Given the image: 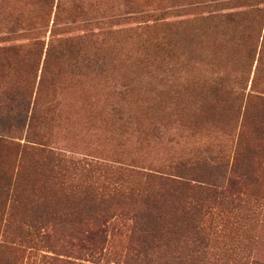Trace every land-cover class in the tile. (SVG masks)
I'll return each mask as SVG.
<instances>
[{
	"label": "rangeland",
	"instance_id": "1",
	"mask_svg": "<svg viewBox=\"0 0 264 264\" xmlns=\"http://www.w3.org/2000/svg\"><path fill=\"white\" fill-rule=\"evenodd\" d=\"M218 1L0 0L1 263L52 255L32 225L50 220L46 178L115 170L97 162L178 211L206 196L200 264H264V0ZM13 91L52 106L46 145L17 136ZM116 214L101 264L132 244L133 217Z\"/></svg>",
	"mask_w": 264,
	"mask_h": 264
},
{
	"label": "trees",
	"instance_id": "2",
	"mask_svg": "<svg viewBox=\"0 0 264 264\" xmlns=\"http://www.w3.org/2000/svg\"><path fill=\"white\" fill-rule=\"evenodd\" d=\"M219 1H230L231 3L240 0ZM16 92L13 91L15 93L13 99L17 106L15 114L17 136L22 138L27 134L29 138L38 137L40 141L34 142V144L46 145L43 133L46 127H50L48 122L52 118V106L45 103L41 105L33 98L28 100L24 95H17ZM10 130H12L10 125H0L1 135H8ZM82 163L80 166L84 167ZM95 165L102 168L111 167L115 170L111 169V173H104L102 179L98 178V174H96L95 181H92V173L84 174L82 170L81 176H66L62 170L58 169L61 164H56L54 170L52 169L53 174H49L46 178L45 197L51 204L48 211L50 220L40 221L39 215L32 225L36 232L45 228L43 233L45 240L42 239V242L44 241V246L49 247L48 251L53 253L52 255H42L38 264H101L97 262L98 256L103 249V244L107 241L106 229L103 224L117 215V212L130 214L133 217L131 233L133 240L124 258V264L201 263L203 257L201 247L206 240V235L202 233L203 216L208 210L206 196L196 198L190 207L186 206L178 211L172 209L173 207L159 205L150 193L144 194L131 183L129 184V180H124L120 170L113 166L97 162ZM75 168H77V164H75ZM67 169L69 170V168ZM202 192L206 193V189ZM138 195L142 199L141 203H126L113 211L110 210L109 205L113 201L125 202ZM42 198L43 193L30 196L29 205L32 210L37 211L38 207H41L38 205H41ZM239 198V196L234 197V199ZM61 200L65 202L62 207ZM93 219H95L93 224L95 228L83 232V229L86 228H82V226L88 224L85 222L93 223ZM57 222L61 224V228L67 236L65 241L71 243L70 247H66L65 244L56 245L53 243L51 238L57 232ZM76 229L79 231L81 229V233L73 239ZM175 231L180 233L172 239L169 235ZM185 234L186 236L192 234L191 240H185L184 243L176 240ZM172 241L177 242L178 249L171 246ZM32 244V247L38 245L35 242ZM0 264L21 263H18L16 259H7L5 263L0 262Z\"/></svg>",
	"mask_w": 264,
	"mask_h": 264
}]
</instances>
